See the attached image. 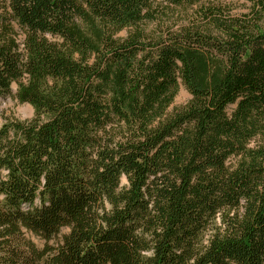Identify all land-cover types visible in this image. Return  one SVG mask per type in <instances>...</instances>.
I'll return each instance as SVG.
<instances>
[{
  "label": "trees",
  "instance_id": "trees-1",
  "mask_svg": "<svg viewBox=\"0 0 264 264\" xmlns=\"http://www.w3.org/2000/svg\"><path fill=\"white\" fill-rule=\"evenodd\" d=\"M247 1L0 0V96L34 110L0 127V264H264Z\"/></svg>",
  "mask_w": 264,
  "mask_h": 264
},
{
  "label": "rangeland",
  "instance_id": "rangeland-1",
  "mask_svg": "<svg viewBox=\"0 0 264 264\" xmlns=\"http://www.w3.org/2000/svg\"><path fill=\"white\" fill-rule=\"evenodd\" d=\"M206 3H214L222 6L234 16H240L248 12L249 3L247 0H207ZM124 35V34H123ZM17 86L13 85L11 96H0V127L6 120H30L34 116L33 108L28 104H20L15 98ZM191 98L185 87L181 86L180 92L175 100L174 106L179 107L186 104ZM34 242L41 248L43 242L34 237Z\"/></svg>",
  "mask_w": 264,
  "mask_h": 264
}]
</instances>
